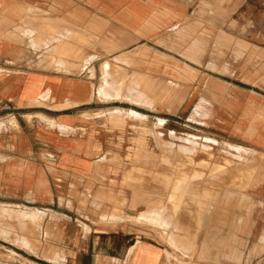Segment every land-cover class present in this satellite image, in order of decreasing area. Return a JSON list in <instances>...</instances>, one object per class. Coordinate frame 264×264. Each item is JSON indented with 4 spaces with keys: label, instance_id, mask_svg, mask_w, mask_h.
I'll list each match as a JSON object with an SVG mask.
<instances>
[{
    "label": "crops",
    "instance_id": "obj_1",
    "mask_svg": "<svg viewBox=\"0 0 264 264\" xmlns=\"http://www.w3.org/2000/svg\"><path fill=\"white\" fill-rule=\"evenodd\" d=\"M262 34L264 0H0V199L49 243L23 259L264 240Z\"/></svg>",
    "mask_w": 264,
    "mask_h": 264
},
{
    "label": "rangeland",
    "instance_id": "obj_2",
    "mask_svg": "<svg viewBox=\"0 0 264 264\" xmlns=\"http://www.w3.org/2000/svg\"><path fill=\"white\" fill-rule=\"evenodd\" d=\"M262 35L264 39V34ZM260 36L261 34H258V39L261 38ZM173 51L179 52L175 49ZM52 67L50 64L46 65V68ZM58 67L64 68L63 65ZM11 115L19 117L16 112H11ZM3 126L4 124L1 127ZM254 174L255 169L248 172V176L245 178L246 183L238 186L243 189H255L259 180ZM241 195L250 197V195L256 194L244 192ZM42 216L43 214L39 213L38 210L27 208L22 203L0 199V264H36L35 257H30L34 263L33 261L27 263L23 256L25 255L24 250L36 254L37 248L43 247L44 243L45 247L49 248V243L46 240L48 233L41 223ZM211 244L212 242H203L205 249L199 251L198 255L190 254L191 250L187 256L178 257L168 254L165 264H264V240L221 241V255L219 257L209 255L212 250L208 251L207 247ZM194 246L197 247V242H189V248Z\"/></svg>",
    "mask_w": 264,
    "mask_h": 264
},
{
    "label": "bare ground",
    "instance_id": "obj_3",
    "mask_svg": "<svg viewBox=\"0 0 264 264\" xmlns=\"http://www.w3.org/2000/svg\"><path fill=\"white\" fill-rule=\"evenodd\" d=\"M137 100V99H136ZM120 114V113H119ZM205 198V197H204ZM198 201V200H197ZM22 213V212H21ZM184 250V249H183ZM184 253V252H183Z\"/></svg>",
    "mask_w": 264,
    "mask_h": 264
}]
</instances>
